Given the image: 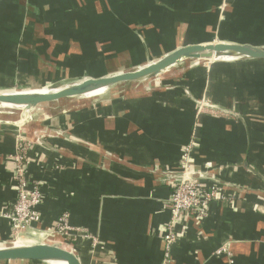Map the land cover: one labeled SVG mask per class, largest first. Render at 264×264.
<instances>
[{"label":"crops","instance_id":"obj_1","mask_svg":"<svg viewBox=\"0 0 264 264\" xmlns=\"http://www.w3.org/2000/svg\"><path fill=\"white\" fill-rule=\"evenodd\" d=\"M213 40L264 45V0H0V90L97 78ZM153 83L68 102L22 132L36 141L38 226L68 212L97 240H70L82 264H162L174 184L163 171L192 144V167L217 177L227 198L198 223L179 221L170 264H264V60L191 63ZM202 99L218 107L199 116ZM18 134L0 127V213L17 198ZM11 234L0 215V242ZM54 236L46 242L65 240ZM228 237L230 254H217Z\"/></svg>","mask_w":264,"mask_h":264},{"label":"water","instance_id":"obj_2","mask_svg":"<svg viewBox=\"0 0 264 264\" xmlns=\"http://www.w3.org/2000/svg\"><path fill=\"white\" fill-rule=\"evenodd\" d=\"M216 60L227 62L264 60V45L213 40L179 47L156 60L133 69L49 87V92L31 89L23 91V88L0 90V107L9 109L8 114H0V127H9L22 133L30 125L45 122L70 111L72 105L68 104L74 100L88 102L107 96L121 95L132 86H149L161 76L182 66ZM53 132L60 134L56 130ZM182 219L199 222L193 216L184 213L180 216V221ZM60 236L62 237V235ZM28 237L14 240L11 235L8 242H0V263L30 261L48 264L57 262L82 264L78 252L74 250L69 239L63 237L73 248H65L58 242L36 241L32 239L34 237ZM17 240L29 241L18 245L16 244ZM231 244L230 237L226 238L223 243L228 250H230Z\"/></svg>","mask_w":264,"mask_h":264},{"label":"built area","instance_id":"obj_3","mask_svg":"<svg viewBox=\"0 0 264 264\" xmlns=\"http://www.w3.org/2000/svg\"><path fill=\"white\" fill-rule=\"evenodd\" d=\"M198 103L200 109L198 111L199 116L202 113L208 112L207 110L209 109H216L218 107L205 99L198 100ZM221 110L226 112L225 109ZM44 137L45 135L41 136L38 141ZM34 143H36V141L29 139L23 133H19L17 136L16 150L10 156L15 164L17 198L12 210L3 211L0 215L10 220L13 232L12 237L16 239H22L28 236H41V234H45L47 231L38 226L41 222L38 206L42 202V192L39 183L32 181L30 178L31 160L29 151ZM192 150V144L185 147L181 163L177 170L163 171L164 174L172 178L174 184L169 198L171 217L165 228L162 264H170L172 262V248L178 238L176 227L180 221L181 214L184 213L199 220H203L208 217L210 204L219 199H224L223 192H221L219 187L221 183L220 180L209 174L208 171L198 170L192 167L190 162ZM203 178L210 179L212 183L208 186L205 185L202 181ZM226 198L227 196H225V199ZM57 227L66 236L71 237L76 235L77 238L82 237L90 239L94 244L97 242L95 236L79 227L71 225L69 222V214L60 216ZM61 234L62 233H60V235ZM226 252L229 253L230 250L223 245L216 253L221 254Z\"/></svg>","mask_w":264,"mask_h":264},{"label":"rangeland","instance_id":"obj_4","mask_svg":"<svg viewBox=\"0 0 264 264\" xmlns=\"http://www.w3.org/2000/svg\"><path fill=\"white\" fill-rule=\"evenodd\" d=\"M217 61V60H216ZM220 61H222V60H220ZM203 62H206V61H203ZM159 83V81H157V82H155V83H153L154 85H156V84H158ZM55 87H57V86H55ZM9 113V109L8 108H5V107H0V114H8ZM47 139V138H46ZM30 152V151H29ZM30 178H31V175H30ZM31 180L32 181H36V180H33L32 178H31ZM36 182H38L39 183V187H40V182L39 181H36ZM224 195V199H222L223 201L224 200H226L225 199V196H226V194H223ZM218 201H221V199H219ZM63 214H69L68 212H65V213H63ZM62 214V215H63ZM41 215V214H40ZM61 215V216H62ZM60 218V217H59ZM58 220L56 221V223L54 224V226L53 227H51V228H45V230H47L46 231V233L45 234H41V236H37V237H34V238H32L33 240H36V241H50V240H52L55 236H54V234L52 233V232H54V233H56V235H59L60 233H62L63 234V232H61L59 229H58ZM50 232H51V234H50ZM13 233V232H12ZM61 234V235H62ZM12 235V234H11ZM62 237H64V238H67V239H69V240H71V241H75L74 239H77V236L76 235H73V236H66L65 234H63V236ZM26 238H29V237H26ZM16 238H14V240H15ZM31 239V240H32ZM55 239H57V240H60L59 238H55ZM61 241H62V239H61ZM65 241V240H64ZM21 242H26V241H24V240H21ZM67 244L70 246V244L67 242ZM40 264H41V262H39ZM42 264H44V263H42Z\"/></svg>","mask_w":264,"mask_h":264},{"label":"bare ground","instance_id":"obj_5","mask_svg":"<svg viewBox=\"0 0 264 264\" xmlns=\"http://www.w3.org/2000/svg\"><path fill=\"white\" fill-rule=\"evenodd\" d=\"M27 90H29V89H27ZM31 90H37V91H41V92H49L50 91V88L45 86V87H42V88L31 89ZM23 91H26V90H23ZM53 234H55V233H53ZM24 241L28 242L27 240H24ZM57 241H58V243L62 244L65 248L66 247L67 248H73L71 245L69 246L67 244L68 241H66V240L65 241L64 240L61 241V239H60V240H57ZM16 242H17L16 244H18V245L25 243V242H21V240H17ZM54 264H66V263L57 262V263H54Z\"/></svg>","mask_w":264,"mask_h":264}]
</instances>
